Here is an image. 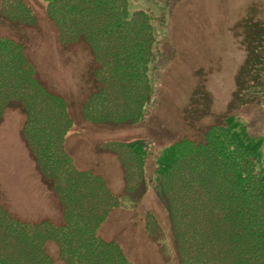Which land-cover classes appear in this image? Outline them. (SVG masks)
I'll list each match as a JSON object with an SVG mask.
<instances>
[{
  "label": "rangeland",
  "instance_id": "rangeland-1",
  "mask_svg": "<svg viewBox=\"0 0 264 264\" xmlns=\"http://www.w3.org/2000/svg\"><path fill=\"white\" fill-rule=\"evenodd\" d=\"M19 1H14L12 11L0 9V38L21 41L20 56L31 64L33 76L69 105L74 124L63 134L65 163L99 176L106 191L104 205L98 203L96 212H108L92 232L115 241L134 264L198 263L180 249L182 243L178 248L172 221L181 223L182 203L178 191L171 188L175 217L170 221L159 184V160L174 143L188 138L203 141L204 154L185 151L178 170L186 184L179 193L188 200V184L196 182L197 170L203 176L213 163L209 137L229 117L261 138L264 151V66L252 69L259 78L252 80L246 74L244 81L252 49L258 50L264 63V42L252 45L257 31L264 28V0H128L130 14L149 11L145 21L155 33L153 42L142 37L123 47L146 51L150 44L153 48L146 65L138 59L131 68L145 82L137 116L132 115L137 109L132 98L139 90L131 89L133 82L126 89L109 73L106 82L95 73L101 66L94 56L99 45L78 37L65 44L45 0ZM242 84L246 87H239ZM128 90L130 101L125 98ZM26 118L23 109L11 106L0 124L1 203L28 225L64 229L70 224V210L58 187L46 182L28 147ZM132 141L139 142L144 162L131 154L127 143ZM202 183L204 188L209 184ZM77 210L82 215L89 208ZM45 249L50 264H70L55 241L47 240ZM217 252H227L220 241ZM112 256L115 264H126L117 250ZM220 264H226L224 257Z\"/></svg>",
  "mask_w": 264,
  "mask_h": 264
},
{
  "label": "trees",
  "instance_id": "trees-1",
  "mask_svg": "<svg viewBox=\"0 0 264 264\" xmlns=\"http://www.w3.org/2000/svg\"><path fill=\"white\" fill-rule=\"evenodd\" d=\"M14 1L1 0L0 9L12 11ZM45 6L47 13L58 22L62 42L66 44L78 37L99 45L100 49L94 55L101 65L95 70L98 76L106 82L109 73L126 89L133 82L131 89L137 87L139 90V95L132 98L137 106L132 115L137 116L145 82L141 83L131 68L138 59L146 65L153 48L150 44L146 51H127L123 47L142 37L153 42V26L145 21L150 16L149 11L138 10L130 14L128 0H45ZM26 13L29 14L28 8ZM263 32L264 28L257 31L252 45L264 42ZM22 50L21 41L0 38V124L11 106L20 107L26 113V142L46 182L58 187L67 211L70 210L67 216L70 224L64 229V226L28 225L14 217L0 200V264L52 263L45 249L47 240L58 244L61 256L65 255L70 264H115L112 253L116 250L122 259H126V264H134L115 241H107L92 232L96 221H103L108 212H96L98 203L104 205L106 198L103 180L93 172L65 163L63 134L74 124L69 105L63 97L42 87L32 74L31 64L20 56ZM263 66L258 50L252 49V56L245 66L244 81L246 74H250L252 80L259 78L252 69L263 70ZM145 75L147 77V73ZM98 97L102 99L100 93ZM125 98L130 101L129 90ZM213 133L215 135L209 137L213 163L203 176L197 170L196 182L188 184L191 199H183L179 193L186 184L178 170L185 151L192 149L193 153L204 154L203 141L188 138L174 143L165 149V155L159 160V184L171 213L170 221L175 217L171 188L178 191L182 203L181 223L172 221L178 248L182 243L180 249L184 248V252L198 259L195 264H220L222 257L226 264H264L263 140L250 134L247 127L233 117ZM127 145L132 147L134 158L138 157L137 162H144L139 142L132 141ZM205 181L209 184L204 188L202 182ZM77 207L89 210L81 215ZM218 241L224 244L226 253L217 252Z\"/></svg>",
  "mask_w": 264,
  "mask_h": 264
}]
</instances>
